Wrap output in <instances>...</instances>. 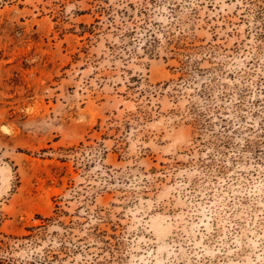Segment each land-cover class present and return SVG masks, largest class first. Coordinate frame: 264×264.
I'll return each mask as SVG.
<instances>
[{
  "label": "rangeland",
  "instance_id": "1",
  "mask_svg": "<svg viewBox=\"0 0 264 264\" xmlns=\"http://www.w3.org/2000/svg\"><path fill=\"white\" fill-rule=\"evenodd\" d=\"M0 264H264V0H0Z\"/></svg>",
  "mask_w": 264,
  "mask_h": 264
}]
</instances>
